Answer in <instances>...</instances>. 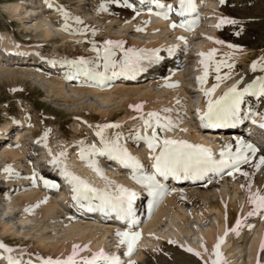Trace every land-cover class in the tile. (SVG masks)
Returning <instances> with one entry per match:
<instances>
[{
  "label": "bare ground",
  "instance_id": "obj_1",
  "mask_svg": "<svg viewBox=\"0 0 264 264\" xmlns=\"http://www.w3.org/2000/svg\"><path fill=\"white\" fill-rule=\"evenodd\" d=\"M169 1L173 2V0ZM226 1L224 0V3H221L220 0L201 1V8L204 12L203 25L197 33L186 36L178 30V27L176 29L170 27L171 23H179L183 18L161 24L150 16L141 14L138 8L135 9L140 15H136V12L131 8L124 7L125 10L120 11L118 8L122 7V3H113L112 0H89L92 5L87 11L83 9L82 12L77 9L69 11L62 2L59 3L57 0H48L47 3L46 0H41L44 8L51 10L50 12L53 14L36 17L33 25H24V31L26 34L31 31L41 33L46 42L61 39L59 41L62 42L61 45L54 50L58 55H52L50 59H46L38 49L21 48V44L7 32H0V76H25L29 70L24 66L26 64L24 58L17 59L19 62H11L5 60L4 56L31 53L35 62L30 63L31 67H29L31 71H35L33 75L42 80V85L48 89L50 98L55 97L76 104L82 102L86 96H93L108 108L106 111L97 112L94 106H89V109H93L96 114L89 118L76 117L78 121L85 123L86 129H83L78 123L74 126V130H78V133L72 132L73 138L76 140L73 152H70L72 148L68 147L63 139L64 133L61 126H55L57 124L38 125L33 122L34 120L27 110V122L23 123L24 125L15 126V128L19 127L17 131L12 130L8 125L0 127V133L5 135L0 137V201L2 199L10 216L17 211L19 221L24 226L29 225L32 231V233L19 234L25 240L22 241L21 238V241L18 243L16 241V244L13 245L6 240V237L15 236L20 232L11 228L7 223H0L2 227V231H0L3 237L5 236L0 242L7 249L12 250L9 252L5 248H0V264H8L9 256L21 261V264H43V260L52 256L66 259L71 254L74 244L80 245L81 249L87 246V250L79 252L77 260L90 258L100 249L106 252L107 247L110 246L112 248L110 255L116 256L121 251L126 258H130L129 260L140 262L146 252L156 253L157 249L160 250L163 242L174 241L173 244L187 248L186 240L190 237L194 242L189 247L195 252L201 253L202 258L196 257L202 264L209 261L210 258H215L212 253L218 238L224 240L222 251L223 261H226V264H257L258 258L260 264H264V251H261L260 248L261 242L264 241V215L257 213L248 216L252 206L247 200V188H241V185H246L249 179L252 182L253 192L264 187V167L256 170L251 164L241 166L243 171L252 174L247 179L239 173H235L233 178L227 174L228 170H225L222 176H215L203 183L191 184V180L179 179L178 184L172 183L173 190L170 194H160L153 198L148 194L141 193V184L131 177L133 170L128 172L119 169L118 161L110 160L107 156L92 158L98 162L107 178L102 179L79 156L82 147L92 144L97 147L101 146L100 137L96 135L97 125L118 124L119 128L106 129L105 137L114 139L119 134L120 143L133 156L138 157L143 165L141 173L153 175L154 161L150 158L152 153L144 141L135 138L137 132L143 133L144 131L140 116L144 115L146 119V114L152 111L160 112L162 116H169L178 125L172 131L161 132L162 138L185 140L189 143L203 142V144L215 148L219 153L228 143H231L235 150L237 138L247 141L249 129L240 128L231 131L220 130L219 127L203 128L197 114V110L201 114L207 110L209 99L205 96L204 91L198 88V77L204 75V65L201 64V60L204 58L200 53L207 54L210 50L216 49L213 60L208 62V74L204 83L206 84L205 90L211 89L215 84L219 85L211 97L213 100L218 99L238 81H243L239 84V88L242 89L257 77L264 76V71H261L259 67L255 72L251 70V64L264 57V43L261 46L253 44L250 48L248 47L249 49L240 47L233 49L227 47L229 44L227 42L223 45L213 42V40L224 41L219 32L227 24L219 28L216 25L221 18H226L227 13L224 8ZM163 2L164 0H160V3ZM49 3L52 5L51 7L48 6ZM102 3L106 5L107 11L100 10ZM260 4L257 7L258 13H262L264 9L262 0ZM28 5L32 6L33 1L29 0ZM60 8L69 13L67 31L63 27L65 21L62 13L58 10ZM7 10L12 17L23 19L20 18L21 12L26 9L22 2H16L7 6ZM32 12L34 13V11ZM76 17H79L83 24H77ZM258 17L261 18L260 15ZM137 28L142 30L137 31ZM85 29L87 30L86 35L73 34L74 31ZM93 29L95 30L94 35ZM130 31L136 37H142L143 40L129 38L126 33ZM178 37L184 39L181 40ZM209 37L213 39H209ZM107 40L123 41L126 49L160 50L158 54L161 59L159 61L150 63L146 60V62L151 66L163 64L165 68H168L167 74L157 77L153 73L139 72L136 74L139 76L138 79L136 76L134 78L117 76L106 80L103 86L89 81L82 75L73 79L66 78L73 75L75 69L64 64L63 61L80 57L96 61L97 53L91 50L92 45L95 44L102 50L104 42ZM78 48L86 53L88 51V57H84V54L78 52ZM169 48L174 49L171 55L167 51ZM188 54L196 60L191 67H189L191 64L188 62ZM122 56L123 52L116 49L115 58L120 59ZM178 58H184L185 68L189 69L185 73L181 72L177 75L176 72H172L177 67L170 65V61L174 60L173 64L179 63ZM53 60L56 61L55 64L52 63ZM221 60L234 64V68L229 71L227 67L221 66L220 72L217 73L215 66ZM97 62L102 65V60ZM42 64L54 73L46 76L44 70H41ZM21 67L24 68L21 70ZM100 70L103 71L102 66ZM217 75L221 77L230 75V78L217 81ZM68 82H71L70 91L73 93V100L67 96L66 84ZM177 100L179 103L176 102ZM244 100L245 113H249L250 110L257 126L264 123V98L246 95ZM138 104L143 105L141 113L131 107ZM110 108L113 109L110 110ZM165 108L171 109V111L162 112L161 110ZM113 110L123 115L120 116V120L112 121ZM195 119H198L197 123ZM14 123L16 122H12L13 125ZM128 128L130 130H127ZM47 129H51V132L48 136L47 147H45L43 142L37 143V141ZM182 129H186V131H182ZM12 132L13 135H11ZM7 136H10L11 144L6 142ZM209 136L213 137L214 141L209 140ZM253 139H256L255 135H252L248 141L251 143L250 140ZM2 141H4L3 144H1ZM253 144L260 149L257 153V160L253 161L256 163L259 156L264 155V146ZM34 146L39 148L42 165L47 169L40 168L38 160L40 156L34 152ZM49 149H51V155ZM60 153H64L60 157L61 164L66 165L70 172L85 180L92 187L100 190L107 188L109 191L115 192L116 186L122 185L137 193L136 199L139 202L147 198L146 210H143L145 214L143 226L134 229V231L141 232V239L131 256L125 254L126 245L118 246L119 238L116 236L117 231L123 232L128 229L122 226L118 227L114 222L115 219L111 218L108 213L102 211L97 214L91 213L86 203L71 202L72 193L66 199V194L63 193L64 189L60 187V182L65 184L66 179L61 175L59 167H53L51 163L52 156ZM6 166H11L14 170L11 177L4 171ZM38 166L39 168H37ZM33 170L38 173L35 184L30 179ZM115 171L123 172V176L116 177ZM47 172L51 174L49 175ZM52 176L53 178H51ZM40 177L55 183L58 187H45ZM66 188L68 190V186ZM60 200L65 201L60 203ZM237 218L242 220L238 233L229 230L225 236L226 229L235 227ZM192 222L196 224L195 227H192ZM200 227L202 228L199 229ZM202 245L207 247V252L204 251ZM27 255L33 256L34 259L25 261Z\"/></svg>",
  "mask_w": 264,
  "mask_h": 264
},
{
  "label": "snow or ice",
  "instance_id": "obj_2",
  "mask_svg": "<svg viewBox=\"0 0 264 264\" xmlns=\"http://www.w3.org/2000/svg\"><path fill=\"white\" fill-rule=\"evenodd\" d=\"M48 0H46V3ZM113 3L121 4L123 7L131 8L136 15H140L136 11L135 6L129 3V0H112ZM148 3L155 5L160 11L157 15H162L164 19L169 18V14L176 12L180 17L191 16L192 13L196 11V5L194 0H179V5L174 8L171 4L160 3V0H147ZM224 3V0H220ZM141 4L145 3V0H140ZM52 5L49 3L48 5ZM64 17V30H68V20L69 13L63 8L58 9ZM101 11H107L105 4L100 5ZM151 14L152 9H148ZM77 24H83V21L79 18H75ZM237 21L221 18L219 23L216 25L217 28L225 24H236ZM192 21L181 19L179 23L173 22L170 27L176 29L177 27L185 28L186 30H191ZM142 29L137 28V31ZM86 29L80 31H74L73 34L86 35ZM95 30L93 29V35ZM239 33H237L238 35ZM178 39L183 40V37H178ZM209 39H213L209 37ZM216 44H225L223 40H213ZM227 47L236 49L237 46L234 44H227ZM116 49L123 52V56L120 59H116ZM92 51L97 53L96 61H89L83 57L74 60L63 61L64 64L69 65L75 72L73 75L67 76V79H73L78 76H84L89 81L95 82L99 86H103L104 82L108 79L115 78L117 76H125L127 78H134L136 74L145 70L146 65L144 61L147 60L150 63L159 61L161 57L159 56L158 49L156 50H145V49H135V48H124L123 41H112L107 40L104 42L103 49L97 47L95 44L92 45ZM101 51L103 54L101 55ZM171 55L174 51L173 48L167 50ZM216 49L210 50L207 54L200 53L204 58L201 60V64L204 65V75L198 77V81L201 86L206 81L208 74V62L213 60L215 56ZM102 60L101 63L97 62ZM53 64L56 63L55 60L52 61ZM101 66L103 71H101ZM221 66L227 67L229 71L234 68V64L227 63L225 60H221L216 63L215 70L217 73L220 72ZM264 71V57L259 61H254L251 64V70L255 72L257 68ZM110 73V75H109ZM230 75H225L221 77L217 75V81L221 79H229ZM243 81H238L237 84L233 85L228 89L223 95L218 99H211L213 93L216 91L218 84L213 85L211 89L205 90L201 87V91H204L205 96L209 97L207 102V110L200 113L197 110V114L200 119L201 127L203 128H215V127H226L235 126L237 124L243 123L245 119L248 118L249 114H245L242 111V105L244 104L245 96H256L257 98H264V76L257 77L251 83H248L242 89L239 88V84ZM15 91V89L13 90ZM179 103V100L176 101ZM138 113H141L143 105L138 104L131 106ZM162 112H170L171 109L165 108L161 110ZM250 113V110H249ZM147 118L144 115L140 116L143 121V133H136V140L144 141L150 152L152 153L151 159L154 161L153 167L155 169V175L142 174L141 170L143 165L141 164L138 157L133 156L128 149L120 143L119 134L116 135L114 139H108L105 137V130L109 128H119L118 124H104L97 125L96 135L100 137V147L92 144L88 147H82L79 153L80 159L88 163L94 172L97 173L102 179H107L104 176L103 170L99 167L98 162L92 159L94 156H107L110 160H116L120 162L124 167L131 168L133 170L132 179H135L144 188L148 190V195L155 198L156 196L162 194L166 191L164 185L160 184L156 179V176H160L167 180L169 177H173L177 180L179 179H201L208 173L221 174L225 170H228L227 174L233 176L235 173H239L241 176L250 178L252 174L247 171H243L241 165L251 164L256 170L264 167V155H260L258 162L253 163L257 160V153L260 151L254 144L245 141L243 138H237L235 141V150L231 143H228L219 153V158H217L212 149L207 148L201 144H192L185 140L162 138L160 136L161 132L172 131L178 125L173 122V120L167 116H162L160 112L152 111L148 112ZM256 123L255 119L252 121ZM264 128V123L259 125ZM186 131V129H182ZM51 129L45 130L43 136L37 143L43 142L44 146L47 147V140ZM159 150V151H158ZM49 154L51 155V149H49ZM64 153L52 156L51 163L53 167H59L61 175L67 179L68 183L72 185V192L74 193L72 199L79 203L81 200L89 201L88 210H100L102 212H114L118 219L124 220L128 223V230L116 232V236L119 238V245H126L127 251L126 255L131 256L134 251L135 246L141 239V232L134 231L135 225L138 223L136 219V214L133 208V202L137 197V193L123 187L122 185H117L115 192L109 191L107 188L104 190L97 189L89 185L85 180L81 179L79 176L70 172L66 165H62L60 162V157ZM4 171L11 177L14 174V170L11 166H6ZM18 175V173H16ZM38 173L33 170L30 179L35 184ZM43 180L45 187L57 188L58 185L55 183L40 177ZM247 188L248 191V203L252 206V210L249 211L248 216L256 215L260 213L264 215V187L258 188L255 192L252 191V182L245 185L242 184L241 188ZM98 200L99 203L94 205L91 203L92 200ZM83 206V205H81ZM151 206V202H150ZM242 224V220L237 218L235 222V228L226 229L225 236L228 231H234L238 233V230ZM223 238H218V242L214 246L212 255L215 257L209 261H205L204 264H226L223 261L222 253L220 252L221 244L223 243ZM169 243H174V241H169ZM204 247V251L207 252V247ZM0 248H5L6 251L11 252V249H7L6 246L0 243ZM261 251H264V241L260 245ZM87 250V246L81 249L80 245H73L72 252L66 259H52L48 258L43 260V264H122L120 258L115 255H108L103 249L95 252L90 258H83L82 260H77V256L80 251ZM159 249H157L158 251ZM187 252L193 253L194 255L201 257L200 252H195L191 247L185 249ZM202 258V257H201ZM8 264H21V261L13 259L11 256L8 257ZM129 264H135L134 261L129 260ZM257 264H260L259 258L257 259Z\"/></svg>",
  "mask_w": 264,
  "mask_h": 264
},
{
  "label": "rangeland",
  "instance_id": "obj_3",
  "mask_svg": "<svg viewBox=\"0 0 264 264\" xmlns=\"http://www.w3.org/2000/svg\"><path fill=\"white\" fill-rule=\"evenodd\" d=\"M33 5L29 6V0H0V32H7L9 36L13 37L17 42L21 45L20 47H26L29 49H38L39 53H41L46 59H50L52 55H58L55 53L56 47L60 46L62 42L59 38L56 41H45L42 38L41 33H35V31H31L26 34L24 31V25L28 24L29 26L33 25L36 17H41L42 15L51 16L53 12L51 10H46L44 5L41 4V0H32ZM59 3H63L66 6V9L69 11H73L77 9L78 11L83 9L87 11V9L92 5L89 0H57ZM261 0H227L224 4V8L226 9V18L237 21L236 24H227L222 28V31L219 32V35L224 39L225 42L229 44H234L240 48H250L251 45L261 46L264 43V9L262 13H258L257 7H259ZM22 2L25 6L24 11L21 12L20 18L17 19L12 17L7 10V6L10 4ZM264 2V0H262ZM131 3V0H129ZM132 4V3H131ZM260 4V5H259ZM118 10H125L124 7H119ZM34 11V13L32 12ZM33 13V14H32ZM256 13V14H255ZM261 16L258 17V15ZM258 17V19H257ZM263 21H262V20ZM259 23H257V22ZM262 23V25H261ZM256 25V26H255ZM228 26V28H227ZM255 26V27H254ZM263 27V28H262ZM237 33H239L237 35ZM126 35L131 39H141L142 37H136L133 33L128 32ZM260 36V37H259ZM262 36V37H261ZM41 37V38H39ZM38 38V39H37ZM55 42V43H53ZM19 47V48H20ZM248 48V49H249ZM49 49V50H48ZM78 52L84 54V57H88V51L77 49ZM31 54V53H30ZM86 54V55H85ZM189 58L188 62H193L192 55L188 54ZM50 56V57H49ZM33 56L27 59L26 64L24 65L28 73L25 76H0V127L8 125L12 128V130L17 131L19 129L15 128V126H20L26 124V110L29 111L31 118L38 125H55L61 126L63 131L64 140L68 147L72 148L74 151L75 147V138H73V133H78L74 130V126L78 123L81 125L83 129H86L85 123L78 121L76 117H85L89 118L91 115L96 114L93 109H89V106H94L97 109V112L106 111L108 108L102 105L97 99L93 96L84 97L82 102H78L73 104L72 102H65L63 99H57L55 97H51L48 94V89L43 87L42 80L38 79L34 74L35 71H31V66L29 65L33 60ZM87 60V58H85ZM179 59V58H178ZM25 60V58H24ZM5 61V60H4ZM173 63V60L170 62ZM171 65V64H170ZM30 66V67H29ZM192 64L189 66L191 67ZM165 66H158L152 69V73L165 75L167 74L168 68ZM24 67H21V70ZM30 68V69H28ZM49 68V67H48ZM186 67V71H187ZM41 70H44L46 76L48 74L54 73L50 68L42 64ZM151 73V70H150ZM32 75V76H31ZM160 75H157L160 76ZM153 76V75H152ZM71 82L66 84L67 96L73 100V93L70 91ZM15 89V91H13ZM25 105V106H24ZM30 105V106H29ZM35 107V108H34ZM31 109V110H30ZM113 108H110L112 110ZM92 110V111H91ZM87 112V113H86ZM114 116L112 121L115 122L120 120L123 115L119 114L120 112L114 111ZM121 116V117H120ZM136 117V116H135ZM138 117V116H137ZM83 119V118H82ZM23 120V121H21ZM100 120V117H99ZM14 123V125L12 124ZM24 123V124H23ZM14 126V127H13ZM85 126V127H84ZM37 130V129H36ZM127 130H130L128 128ZM73 132V133H72ZM13 135V132L12 134ZM10 135V136H11ZM74 139V141H73ZM67 147V148H68ZM34 152L40 156L39 148L36 146L33 147ZM39 164L42 170L47 169L43 163L41 162V156L39 157ZM39 168V166L37 167ZM49 175L51 174L50 172ZM53 178V176L51 177ZM1 186V183H0ZM2 194V193H1ZM2 203V205H1ZM187 208H189L187 206ZM72 212V211H70ZM0 223H7L11 228L18 230L20 233L15 236L9 235L6 237L9 243L15 245L16 241H24L25 238L21 237L19 234L29 233L31 228L29 225H22L19 221V216L17 211L13 213L12 216L9 215L4 202L2 199L0 201ZM192 227H195V223L192 222ZM199 227V226H198ZM200 227L199 229H201ZM0 230L2 231V227L0 226ZM0 231V239H3V235ZM34 233V232H33ZM16 238V239H14ZM22 238V239H21ZM21 239V240H20ZM194 242L193 238H188L186 240V244L189 245ZM183 248V249H182ZM111 247L108 246L106 249V253L108 255L111 254ZM186 247H181L180 245H175L173 243L163 242V245L159 251L156 253L146 252L145 257L139 261H136L135 264H202L201 261L194 255L193 253L187 252ZM156 254V255H155ZM154 255V256H153ZM116 256H118L122 262V264H128L129 259L120 251ZM239 256V255H238ZM53 257V258H52ZM52 259H59L56 256H52ZM49 258V257H47ZM33 260L34 257L27 255L26 260Z\"/></svg>",
  "mask_w": 264,
  "mask_h": 264
}]
</instances>
